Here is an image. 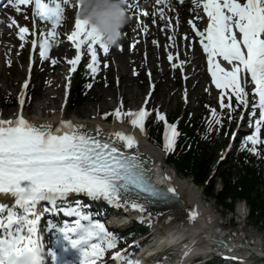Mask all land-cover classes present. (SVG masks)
<instances>
[{
  "label": "snow or ice",
  "instance_id": "snow-or-ice-1",
  "mask_svg": "<svg viewBox=\"0 0 264 264\" xmlns=\"http://www.w3.org/2000/svg\"><path fill=\"white\" fill-rule=\"evenodd\" d=\"M70 2L6 0L7 5L16 12H20L23 5H34L31 9L33 30L38 27L37 19L50 25L46 33L41 29L38 41H31L33 47L39 43L38 51L42 59L48 58L49 49L58 35L56 29L64 18V6ZM121 2L125 4L127 12L136 9L142 11L145 17L149 15L137 3H129V0ZM193 2L197 7L202 5L207 26L200 31L193 19L188 22L200 37L199 42L207 54L212 82L218 89L224 90L220 92L221 107L229 108V120L233 118L232 113L236 108H250L247 115L252 131L243 138L242 147L258 153L257 145H264V0ZM155 3L172 7L170 0H155ZM157 12L163 19L164 8H156L152 15ZM11 23L15 24L16 21ZM168 27H171V23ZM144 30H147L146 25ZM28 31L27 27L19 28L21 41ZM67 40L75 47L74 56L67 60L71 65L69 76L81 60V46L86 44L90 55L86 67L95 77L100 70V60L94 45H99L105 54L109 52V47L99 42L87 21L82 20L76 12L74 29L67 35ZM168 58L172 60V55L169 54ZM223 62H227L230 67H222ZM51 63L56 64L57 61L52 59ZM29 83V79H24L19 92L21 110L14 118L0 119V264H47V257H50L52 264H96L108 249L117 247L120 238L100 220L92 219L89 213L82 211L80 202L69 203V196L84 194L89 198H102L108 204L130 206L143 213L147 203L153 199H169V194H174L175 189H159L152 184L139 153L126 151L136 143L130 134L114 130L106 134L122 141L121 147L113 140L102 138L99 125L94 135L83 131V125L71 120L61 119L55 126L49 123L38 125L28 120L22 109ZM86 87L91 88V83ZM65 89L67 97V85ZM225 96L228 97L227 105L224 104ZM243 109L240 113L242 117L245 114ZM114 114L118 119L122 116L119 108ZM147 114L144 107L123 113L141 131L144 130ZM156 117L158 120L165 119L159 111ZM220 123L213 109L209 130L213 124ZM165 125L163 146L166 151H171L178 133L175 124H168L165 120ZM9 197L12 199L11 204L6 203ZM42 202H46V205H42ZM54 212H63L75 219L61 223L49 219L43 225L45 230L55 236L52 246L46 250L41 235L42 216ZM195 215V211L190 210L189 219H194ZM224 243L227 249L229 246ZM112 255L116 264H140L139 260L124 255L123 250Z\"/></svg>",
  "mask_w": 264,
  "mask_h": 264
},
{
  "label": "bare ground",
  "instance_id": "bare-ground-1",
  "mask_svg": "<svg viewBox=\"0 0 264 264\" xmlns=\"http://www.w3.org/2000/svg\"><path fill=\"white\" fill-rule=\"evenodd\" d=\"M141 6H145L147 5V0H144L140 3ZM65 7V11L68 8V5L64 6ZM188 5H184L179 7L178 9V13L179 16L181 18V30L185 33H188V30L186 28V20L189 17L188 15ZM21 12H18V14H20ZM22 15V14H21ZM20 15V16H21ZM169 17V14H166L164 16L163 19ZM21 17H18V19L20 20ZM161 19V17L159 18ZM146 23V19L144 20ZM131 27H135L134 22L132 20H130V22L128 23ZM68 26V20L66 18H64V20L61 23L60 26V30L66 29ZM153 36L150 33V37L148 36V38L146 39V44L148 45V50L150 51V55H149V59H150V65H154V56L157 54V52L155 53V49L152 45V41H150L149 39L151 37H154L155 35H160L158 30H154L152 29ZM128 37H132L134 36V31L129 30L128 32ZM12 34H10V31L7 30L5 27L1 28L0 31V88L6 90L7 89V67L9 65L8 61L11 60V53L14 52L13 50V46L15 45V41L12 38ZM159 38V37H158ZM167 40V39H166ZM161 43H164L163 41H160ZM11 45H13L11 47ZM56 52V50L54 51ZM57 53V52H56ZM109 58H111L112 60H118L120 61V66H113L112 69L114 71V73H116V76L119 77V80H121V84L125 85L124 87H129V84L132 82L131 78L128 76V74L124 71V69L127 68L128 64L130 63V61H135L134 57H131L130 52L124 50L123 53L121 55L117 54V55H108ZM191 61L192 64L195 66L196 69H198V73L197 76H199L200 80H204L205 81V76L204 73L202 72V63L200 62V55L195 52L194 54H192L191 56ZM124 68V69H123ZM189 69L193 68L192 65L188 66ZM18 73L20 74V72H22V76H20V79L18 81L19 85H20V81L23 79H25V69L24 67L18 68ZM69 76L66 75V81L68 80ZM200 82V84H202L203 82ZM157 84H159V81H157ZM19 87V86H18ZM51 88L52 90L50 92H47L45 97L46 98H50V101H53V104H57V98L56 96L53 95L54 92H58V86L55 83H51ZM11 95L16 97L17 100V105L13 111V114L10 113L9 115H7V117H3V118H10V117H14V115L20 111L19 105H18V88L15 92L12 91ZM109 96H111V99H114V89L111 88L109 93ZM120 96H123V98H126L127 92L126 89L123 88L120 90L119 92ZM106 93H98L97 94V98H96V105L95 104L91 105L89 108L87 107L83 113H79L77 114V116L73 115L70 117H62L64 116L65 112L61 113L60 112H56L54 114H52V116L49 115V111L50 109H54V107H52L50 105V103L48 105L45 104H33L32 106H30L31 102H29V104L24 105L23 109H22V113L23 115L30 121H32L35 124H43V123H49L53 126L57 125L59 123V121L61 119H65V120H71L73 123L78 124V125H83V131H87V132H91L92 134H95V128L97 125L100 126L101 129V137L104 138H110V136L106 135L110 130H114V131H120L123 132L124 134H130L134 137V133L136 134V143L133 145V147L131 149H129L132 152H138L140 157H142L146 162H148L150 165H152L155 162L160 161L159 159V152H157V150L151 146L153 145V143H147L145 141V139L141 136L139 131H134L133 132H129V131H125L124 129H121L120 127L116 126L114 123H109V124H104V120H97L95 118H93V116H95L96 113H98L99 111H94L93 113V109L97 107L96 110H101L102 108L106 107L107 105H109V103L106 102ZM117 100H115L116 104ZM31 107V108H30ZM65 111V110H64ZM91 111H92V115H91ZM46 114V115H45ZM86 115V117L83 115ZM2 118V117H1ZM127 130V129H126ZM116 139V138H115ZM116 141H118L122 146H123V142L119 141L118 139H116ZM179 177L178 175L175 177V181L172 182V186L175 189L176 195L179 197V203L178 205H172L171 207H163L161 209L156 210L155 208L153 209H146L143 213H141L140 217L141 218H145L148 219V217L150 218H157V221H162V219L165 221L166 225H172V227H174L177 231H180L181 228H187L188 232L187 234H190V238H195L197 235L200 237L197 238L200 240V243H198L196 246L192 247L191 250L193 251L194 249L196 250H202L204 247H206V244L208 242H212L211 238H213L216 234H218L219 236H223L222 238L225 237L226 234V230L228 229L229 226H224V228H220L219 230L216 229L214 230V228H210L207 227V224L205 223L204 219H199L197 218L198 216L202 215L201 213H203L206 210V206L203 203V205L201 204L200 198H201V192L200 189L195 187L193 184H191L190 180L187 179H180L177 178ZM130 210H132L133 212H138L139 210H135L132 209L129 206ZM190 210H194L196 215L194 217V219H189V212ZM210 214V213H209ZM211 215V214H210ZM215 217H217L214 214ZM212 217V216H209ZM227 221V219H226ZM230 228V227H229ZM220 231V232H219ZM216 232V233H215ZM230 232V231H229ZM242 233H244L243 235H245V239H248L247 235L250 236H254L251 235L250 233H245L243 230H241ZM233 233V232H230ZM209 235V236H208ZM187 236V235H186ZM242 236V235H240ZM246 246V245H245ZM190 247V246H189ZM240 245H233L230 248V250L235 249V248H239ZM247 249V247H242ZM253 250H255L258 253H261L262 251H264V237H262L260 239V241L256 242L254 244Z\"/></svg>",
  "mask_w": 264,
  "mask_h": 264
},
{
  "label": "rangeland",
  "instance_id": "rangeland-1",
  "mask_svg": "<svg viewBox=\"0 0 264 264\" xmlns=\"http://www.w3.org/2000/svg\"><path fill=\"white\" fill-rule=\"evenodd\" d=\"M116 50V49H115ZM136 55V54H134ZM137 57V62L140 64V58L138 56ZM14 61L11 63V65L7 68V81L9 84H7V89L4 90L2 88H0V115L2 117H7V115H9L10 113L13 114V111L16 107V99L13 95H11L12 91L15 92L18 88V81L20 79V76H22V72H20V74L18 73V68L19 66H24L25 63V55L24 53L19 54L18 53V47L16 48V52L14 53ZM110 62V61H109ZM50 63L48 62L46 65H44L41 69H39V63H37L36 65V70L34 72V81L32 84V92L30 91V97H33V100L30 104V106H32L33 104H45L48 105L50 103V105L52 107H54V109H50L49 114L50 116H52L51 114L54 113V110L59 111L60 112V108H59V104H60V100H61V95H62V83L63 81H60V78L55 76H58L61 72H63L64 68L62 66H60L59 69H51V66L49 65ZM101 64V63H100ZM133 67H131L128 64L127 68L124 69L123 72L126 71V73L128 74L129 77L130 76V72L132 70ZM192 71V70H191ZM51 75V76H50ZM113 76H115V74L110 71V70H103L100 72V74L98 76H96V83H94L95 85H93L92 88H90L89 90V95L86 99L85 105H83L80 108H76L73 110H70L67 112V115H65V117H70V116H77V114L79 113H83L84 110L88 107H90L92 104L95 106H97L96 104V98H97V94L98 93H106V102L109 103V105H107L106 107L102 108L103 113L107 112L110 113L113 109H114V103L116 100V96H117V92H116V86L113 80ZM132 82L129 84V87H124L125 85L122 86V88L126 89L127 95L125 98V102L128 106H132L135 105L137 106L141 100V97L146 89V84L144 79L141 76V73H139V78H131ZM165 80V81H164ZM195 80V81H194ZM197 81V79H193L192 81H190V85H189V89L187 90V99L186 102L184 103L181 100V92H182V86L178 85L177 82H175L173 80V77L171 75H168V80L166 79H162L161 81H159L158 84V89L154 95V103H153V108L156 109L157 107H161V109L163 111H165L166 113L171 114L176 108H180L181 111H183L185 108H189V109H193L194 111L196 109H198V105L196 103V99L198 97L203 96L205 93H208V89L206 88V83H205V87H200L197 84H195V82ZM55 83L58 86V92H54L53 95L56 96L58 103L57 104H53V101H50V98H46L45 95L47 92H50L52 90L51 88V83ZM74 83V80H73ZM141 83V84H140ZM73 85V84H72ZM113 88L114 89V99H111L108 95L110 89ZM31 108V107H30ZM97 107L94 108L92 111L94 113V111H96ZM92 111H91V115H92ZM83 117L86 115L82 114ZM195 114H193L194 116ZM216 157L219 156V153H216L215 155ZM215 157L213 158L210 157L209 161L211 162L210 164H212V162H214ZM213 164L211 165V169H212ZM182 179V177H181ZM187 180H190L189 178H185ZM212 181L213 185H214V189L215 191H217L219 189V181H218V173L215 172V174L213 175V177L211 178L210 182ZM208 201V200H207ZM211 204L213 203V199L210 198V200L208 201ZM244 206V212L245 214H247V205L242 203V201H237L235 204V208H234V215L235 213L237 214V216H235V220L234 222L237 221L236 224H234V226H236L237 228H241L243 226L242 223V213L240 212V208ZM222 209L221 206H216V211L220 212V210ZM230 216V214H226V218H228ZM240 226V227H239ZM264 230V221L263 219H261L258 222H255L254 219L248 218V223L247 226H245V230L247 233H250L251 235H254L255 237H264V232H262L261 230Z\"/></svg>",
  "mask_w": 264,
  "mask_h": 264
},
{
  "label": "trees",
  "instance_id": "trees-1",
  "mask_svg": "<svg viewBox=\"0 0 264 264\" xmlns=\"http://www.w3.org/2000/svg\"><path fill=\"white\" fill-rule=\"evenodd\" d=\"M88 77L79 75V81L73 90L71 106H81L86 99V85ZM204 112H206L204 108ZM176 115H174L175 117ZM200 117L190 119L185 115L181 122L182 134L177 144L175 156L169 161L185 175L190 174L203 191L212 196L218 204L228 209L233 208L236 198L244 199L250 218L255 222L264 221V151L252 153L246 147H241L233 161L219 167V175L223 180V187L214 190V185L208 182L205 185L210 157L215 150V129L209 131ZM239 174V180L231 178L233 171Z\"/></svg>",
  "mask_w": 264,
  "mask_h": 264
},
{
  "label": "clouds",
  "instance_id": "clouds-1",
  "mask_svg": "<svg viewBox=\"0 0 264 264\" xmlns=\"http://www.w3.org/2000/svg\"><path fill=\"white\" fill-rule=\"evenodd\" d=\"M71 3L99 42L109 48L119 47L123 29L131 19L121 0H71Z\"/></svg>",
  "mask_w": 264,
  "mask_h": 264
}]
</instances>
